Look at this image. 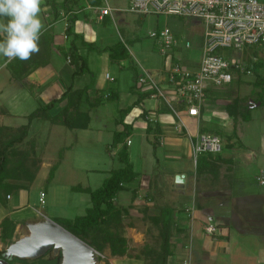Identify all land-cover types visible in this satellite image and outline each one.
Segmentation results:
<instances>
[{
  "label": "rangeland",
  "instance_id": "1",
  "mask_svg": "<svg viewBox=\"0 0 264 264\" xmlns=\"http://www.w3.org/2000/svg\"><path fill=\"white\" fill-rule=\"evenodd\" d=\"M114 1L115 0H103V4L107 3L109 7L114 8ZM116 4L122 9L119 16L125 19V23L118 24V26H132L135 30V36L138 35L143 39L147 38L154 42L156 39L149 38L147 33L149 34V32L153 31L159 33L162 29L167 28L174 38L181 44L188 39L192 42L193 47L198 48L201 45L203 26L200 23H194L190 19L176 16H143L133 14L128 10V0H117ZM118 14L119 13H115L114 11L111 14L112 18L116 20ZM1 21L2 20L0 19V22ZM57 24L58 27H63V22H58ZM112 33L117 41L113 45L120 43V45H122L121 47L125 49L129 57L122 59L127 62L128 67H120V63H111L109 60V66H107V68L110 70L111 74L116 76L119 72L130 71V77L132 78L134 77L135 68L139 71L142 67V69L151 71L155 74L156 70L163 72L166 70L165 72H167L168 68L172 66V60L169 58L163 59L160 56L157 42L156 44H152L153 46L151 45L152 49L150 47L142 48L141 43L138 45L137 42L132 46L130 41L125 37L122 29L120 30V28L118 29L112 26ZM140 47L141 49L139 50ZM254 50L258 57L264 58V46L256 47ZM105 53L106 52L104 51L101 52V56H97L95 52L90 55L89 63H91L92 69H95V65L93 66V59L99 61L105 59V57L107 59L106 54L108 52ZM241 53L245 56H242L244 61L249 62V59H251L250 62L252 61V56H254V54L250 47H246L240 52H238V50H227L223 52V55L227 54L228 57L237 58ZM182 56L183 54L178 57L184 61ZM107 68L103 63V69L105 70ZM91 71L92 72L86 74L84 78L86 79V84L88 86L93 84L94 88L98 75L96 70ZM5 73L6 75L9 73L10 77V72L6 69L0 72V80L4 79L3 75ZM262 73L264 74V70H262ZM4 77L6 76L4 75ZM250 77L251 75L245 76L243 80L249 81ZM124 84L126 85V83ZM125 85L120 84L121 88L119 89V92L125 90ZM11 86L10 84H6L2 89L3 96L0 97V106L6 104L12 93L16 94L15 91L13 92ZM133 87H135L134 84ZM17 90L20 93L22 92V94L24 93L23 97H28L27 94L29 89H26L25 91ZM98 90L97 99H101L99 104L91 108L85 103L81 109L82 111H89V129L69 130L64 126L53 125L48 121L45 122L38 118H34L30 122L29 135L25 141L31 139L36 141L35 154L37 158H39L41 167L36 175L34 183L32 184V189L28 192L17 191L12 193L11 199L7 202L8 206L3 212L4 215H8L17 222L12 243L29 235L27 228V224L29 223L41 222L44 221V219H48L55 224L58 223L64 226V223L62 222L64 219H73L76 216L83 215L85 209L90 206L89 197L85 194L72 192L71 188L80 185L82 187H89L92 190L96 189L101 186L102 182L109 176V171L112 168L116 169L120 166L115 156L117 150L113 146V134L114 131H117L119 128L114 121L119 116L118 111L120 110V103L118 102V99L110 101L100 97L102 95L104 97V95L109 93L110 90V86L106 85L104 82ZM209 91L215 94L214 97L218 99L219 103L222 105L230 104L231 100L235 97L243 98L244 96H248L247 102L245 103L246 105L249 104L250 101L253 102L252 99H258L253 107H249L250 112L248 117L250 120H242V122L239 120L234 122V129L231 126V128H229L230 130L232 129L236 131V136L231 139L235 143V148H232L233 151L237 153V150L240 149L244 152L239 151L237 156L234 157L237 170L234 174V181L236 182L233 181V185L237 183V187L232 188L230 192L227 189L225 190L226 194L230 193L232 196L229 199V207L225 209L218 207L219 210H217V213L219 215L220 212H225L228 217H232V213L237 214V218L234 216V220L237 221L238 228H241L244 231V234L239 236L234 229L235 227L229 223L231 227L230 229L232 230L231 233L235 235L237 243L246 250L247 256L259 258L261 264H264V206L261 202V199H264V186H260L255 179L254 175L258 173L257 171H254V174L249 173L247 171L249 168L245 164L241 165V163H238L236 160L238 155L242 154L246 158L247 163L255 165V169L259 170L264 178V167L260 165L262 163L264 164V94L263 92H260L259 89L253 88L251 84L245 83L238 86L236 81L220 87L210 88ZM144 92L148 91L143 89L140 94H143ZM214 97L210 96L208 99L206 96L202 105L209 108L208 103ZM250 105L252 106L251 103ZM36 108H38V105H34L32 109L35 110ZM55 109H57V106L51 110L52 115L56 113ZM133 110L134 109L132 108L130 113L125 117V120H128V117L130 121L132 120ZM32 111L28 113L26 112V114L25 112H20L18 113L19 116L15 117L0 115V125L2 124L12 127L26 125L28 122L27 116H29ZM131 113L132 115H130ZM207 113L208 112L205 111V115ZM134 114H136V112ZM208 121L211 122V119ZM208 121L205 122L204 119L199 128H203L205 125L209 126ZM174 134H177V136L181 138V136H179L182 135L181 132H174ZM131 138L132 140L134 139L133 130L130 134V141ZM218 138L221 143V151L219 154L222 156L224 152H227L225 149V143L227 140L220 136H218ZM155 140L154 145L152 144V142H154L153 138H151L149 142H144L142 145L143 152L142 155H140L141 157L139 158L138 167L141 170L142 175H144L143 177H138L131 186L138 191H136L137 194L135 195V198L131 199L129 191L124 190L119 195H128V197L125 200H122V198H117L115 200L118 207L121 205L123 207H128L127 216L123 218V236L127 240V254L123 257H112L106 249L102 256L98 257L97 264H142V259H137L136 257H142V249L145 246L154 248L158 247L159 240L157 237V231L149 220L150 217L156 215V212L151 207L153 201H148L144 197V191L147 189L150 179L156 174H158L156 178L157 180L155 179L157 182V188L159 190L161 189L163 197L159 198L156 196L154 197L155 201L167 203L176 211L180 210L183 205H186L185 203H182L183 205H180L181 207L178 206V196L180 194H178L176 191L177 189L172 186V181L174 182L175 179L164 176V170L168 169L164 166V157L162 159L161 153L163 149L167 148V145L164 144L165 142L162 144L161 141L158 140V136ZM114 145L117 146V144ZM20 147L25 148V145L23 144ZM128 147V151L130 152L132 147ZM179 149L185 150L186 144L182 145ZM183 160V162H186L185 159ZM56 162L59 163L57 164L58 167L54 172L53 179L51 181H46L50 167ZM227 167L230 168L229 166H226L225 163H221L219 173L226 172ZM250 167L252 166L250 165ZM190 171L195 173V168H193L192 164L190 166ZM212 172H207V175H209L208 177L202 175L201 177L214 180L212 185L218 184L219 187H221L222 184L224 185L227 182V178L230 177L229 173L226 175L222 174L224 178H220L219 181H217V175L212 174ZM201 182L202 180L199 183ZM24 185L27 186L26 184ZM40 193L44 195L42 203L38 201ZM184 194L189 196L190 192L187 191L184 192ZM213 216H217V214H213ZM190 227L191 226L188 222L183 234L176 236L174 235L175 233L172 234L171 242L173 246L176 245L177 248L178 246L180 247L178 248L180 249L178 253L181 255H176L180 258H176L177 260L174 259L176 262L172 260V264L179 263L180 259L185 257L186 259L183 260H188L189 264H196V260L191 259L189 256L191 253L190 240H192L193 236V230L190 229ZM204 227L205 229H212L211 236L216 233L220 234L219 230L216 229L219 225L216 227L214 224H205L203 228ZM205 229V234L209 235ZM8 246L9 245L0 243V251H6ZM261 251H263L262 254H260ZM58 253L49 250L42 257L50 258L58 255ZM218 258L225 261L227 264L229 263V261H227V256L220 252L217 255V259L206 257L205 264H224L223 261L221 262Z\"/></svg>",
  "mask_w": 264,
  "mask_h": 264
},
{
  "label": "crops",
  "instance_id": "2",
  "mask_svg": "<svg viewBox=\"0 0 264 264\" xmlns=\"http://www.w3.org/2000/svg\"><path fill=\"white\" fill-rule=\"evenodd\" d=\"M56 1L57 3H60L61 0ZM116 2L117 0L113 2L114 8L109 7L107 3L103 4L102 7L108 6L110 9H112V13L114 11L115 13H119L116 16L118 21L117 19L115 20L112 17H106L107 21L104 22L105 18L103 17L102 19H99L98 13L94 11V8L88 6L75 21L73 31L78 36V38L74 41V47L77 51V55L86 60L88 71L84 73V75H72L78 70L79 64L76 61L71 62L69 58H67V53L70 50V45L69 40L65 38L64 34V24L66 21L65 19H61L58 22H63L62 28L57 26L58 22L52 24L55 31L54 45L51 51L50 60L46 66L35 69L20 83L12 80L11 77H9V73L8 75H6V73L4 74L6 77H4L3 75L4 79L0 80V97L3 96L2 89L6 84H10V86L12 85L11 88L13 92L15 91L16 94L12 93L11 97L8 98L6 104H2V106H0V113H2L0 115L15 117L19 116L18 113L20 112H25L26 114V112L28 113L32 111L34 105H38L39 107L45 104H49L51 101L59 99L60 95L63 93L67 86L72 85L74 89H78L87 85L84 76L86 74H90V72H92L91 70H96L98 78L95 82V88L100 89L104 82L106 85L110 86V90L112 89V91L117 92L118 102L120 103V110L126 109L128 107H132L134 109L132 120L130 121L128 117L126 123L132 126L134 137L133 140L131 138L132 142L130 141L129 145L130 147H132L131 151L129 152V160L133 165L134 171L139 175V177H143L144 175H142L141 170L138 167L139 158L141 157L140 155H142L143 152L142 145L144 144V142H149L151 138L156 139L158 136V140H160L162 144L165 142L164 144L167 145V148L163 149L161 153L162 159L164 157V166L168 169L164 170V176L173 178L176 181H172V186L176 188V191L178 192V194H180L178 196V206L181 207L180 205H183L182 203L186 204L183 205L180 209H183L187 214L185 213V215H179V220L180 224H182L184 227H186L189 222V225L191 226L190 229L193 230L192 240H190V258L196 260V264H205L206 257L217 259V255L222 252L227 256V261H229L228 264H261L259 258H252L250 256H247L246 250L239 243H237V241L235 240V235L231 233L232 230L230 229V224L235 227L234 229L237 231L239 236L244 234V231L241 228H238L237 221L234 220L235 217L237 218V214L232 213V217L230 216V218L224 211V213L220 212L219 215L217 213V210H219V208L225 209L229 207V199L232 196L230 193L226 194L225 190L227 189L230 192L232 188L237 187V183L233 185V181L235 180L234 174L237 170L234 157L237 156V153H239V151H244L239 149L237 150V153H235L233 149L225 148L227 152H224L221 158L226 162L225 165L230 167V171L228 172L230 174V177L227 178V182L224 185L222 184L221 187H219L218 184L212 185L214 183V180L201 177V175L208 177L209 175H207V172H212L211 169L205 170L204 174L201 175L196 173V169L195 173L190 171L191 164L193 168H196V159H194L193 157L192 146L193 144H195L198 136L215 132L217 137L219 135L224 138L225 135L230 134L231 130L229 128L232 127V121L226 114L225 107L227 106V104L222 105L221 103H219L218 99L214 97L215 94H213L212 92L211 96H213L214 98H212L208 103L209 108L205 107V105H202L200 114L197 118L188 117L186 112L182 110L174 94L171 92V90H168V84L165 80L166 70L164 72L156 70L155 74H153L151 71H147L145 69H142L141 67L139 71L137 68L134 69L135 73L134 77L132 78L130 77V71H123L122 73L119 72L115 76L111 74L110 70L107 68V66H109L108 62L110 60L107 51H104L107 53H105L107 59L106 57L105 59L100 61L93 59V66L95 65V69H92L91 63H89L90 55L95 52L97 56H101V52H103L101 51L102 49L110 47L115 42H117L112 33V26L118 29L120 28V30L122 29L125 37L130 41L132 46L135 44V42H137L138 45H140L141 43L142 48L150 47L152 49V44H156L157 42L159 48V43L157 40L152 42L147 38L143 39L138 35L135 36V30L132 26H118V24H124L125 19L119 16L122 9L116 4ZM42 8H44V11L41 14L42 20L45 28L47 29L51 26L52 23V13L50 12L49 6L42 5ZM147 35L149 38H151L150 34L147 33ZM86 44H91V46L88 48L86 47ZM199 48L200 46L198 48L192 46L189 51L180 48L177 50L174 49L171 54V57L174 58L172 60L174 61L175 58L182 54V58L184 59H188V57L191 56H196L198 55ZM140 49L141 47L139 48V50ZM160 56L163 59L167 58L161 54ZM0 57V72H2L6 70V64L9 59L3 56ZM103 63L107 68L105 70L103 69ZM119 63L120 67H128L126 61L121 60L118 62V64ZM143 71H146L153 78L155 83H157L159 89L168 99V102L163 101L160 98L151 99L146 97L139 105L133 107V104L137 101L138 96L142 91L137 88V79L142 75ZM106 75H108V78H106ZM124 83H126V85ZM120 84L125 85V90H121L119 92V89L121 88ZM133 84L135 87H133ZM17 89H19V91H25L26 89H29V92L27 94L28 97H23L24 93L22 94V92H18ZM63 107L64 102L60 103L55 111H60ZM205 111L208 112L206 115ZM135 112L136 114H134ZM130 115H132V113ZM204 119L205 122L211 119V122L208 121L209 126L205 125L203 128H199L201 122H203ZM148 124H150L151 126V132L147 134L146 128ZM1 126L7 125L1 124ZM226 128H228L229 130ZM174 132H181L182 135H179L181 136V138L178 137L177 134H174ZM184 144H186V149L180 150L179 148H181ZM183 159H185L186 162H183ZM236 160L238 163H241V165L245 164L249 168L247 170L249 173L254 174V171H257V175H254L255 179L260 186H264V178L262 177V173L259 170L255 169V165L247 163L246 158L242 154H239ZM250 165L252 167H250ZM260 165L264 167L263 163ZM212 169L216 171V179H218L217 181H219L220 178H224L222 174H227V172L225 171L219 173V169L217 168ZM201 180L202 182L199 183ZM261 181L263 182V184H261ZM32 184L29 190L32 189ZM187 191L190 192L189 196L187 194H184V192ZM20 192L23 191L21 190ZM119 194L117 198H122V200H125L128 197V195L120 196ZM261 202L264 206V199H261ZM213 214H217V216H213ZM205 224H214L216 227L217 225H219V227H217L216 229L219 230L220 234L216 233L212 236L205 234V227L203 228ZM178 248L180 247L178 246ZM178 248L176 245L173 246V256L171 258V261L176 258H180L179 256L181 255H179L178 253L180 249ZM262 253L263 251L260 252V254ZM183 259H186V257L181 258L179 263L177 262V264H181V261ZM220 261L222 262L223 260L220 259ZM223 263L227 264L225 263V261H223Z\"/></svg>",
  "mask_w": 264,
  "mask_h": 264
},
{
  "label": "trees",
  "instance_id": "3",
  "mask_svg": "<svg viewBox=\"0 0 264 264\" xmlns=\"http://www.w3.org/2000/svg\"><path fill=\"white\" fill-rule=\"evenodd\" d=\"M44 6L50 7V12L52 13L51 26L44 31L41 37L39 54H34L27 61H21L17 58L7 62L6 69L10 72V77L14 81L22 82L35 69L48 64L54 45L55 31L52 24L61 19L66 21L64 34L70 45L67 58L71 62L76 61L79 64L78 70L72 75L80 76L88 71L86 60L77 55L74 47V41L78 36L74 33L73 28L78 16L84 12L87 6L102 8L103 0H61L60 3H57L56 0H44ZM106 17L110 16H104V22L107 21ZM0 19L3 22L7 21V17H0ZM90 46L91 44H86V47L89 48ZM121 46L120 43H116V45L106 47L101 51H107L110 62L117 63L129 57ZM253 54L255 57L257 56V53L254 52ZM262 70H264V58H259L252 65V75L249 81H244L245 76L237 74V77L232 82L236 81L238 86L245 83L251 84L253 88L259 89L264 94V74ZM98 92V89L93 88V84L85 85L78 89H74L72 85L67 86L59 99L36 108L27 116L28 122L26 125L17 128L0 125V243L10 245L17 226L16 221L3 213L8 206L7 202L11 199L12 193L21 190L28 192L40 169V161L35 154L36 141L34 139L25 141L29 135L30 122L34 118H38L53 125L64 126L69 130H86L90 120L89 111L86 112L81 109L85 103L91 108L97 106L101 100L97 99ZM206 93L208 97L211 96L210 91ZM147 96L148 94H140L133 107L139 105ZM100 97L113 101L118 99V94L111 89L104 97L103 95ZM247 99L248 96L243 98L235 97L225 107L226 114L232 121L233 129L235 126L234 122L250 120L248 114L251 105L245 104ZM252 100V105H254L258 99ZM62 102H64V107L52 115L51 110ZM131 110L132 107L119 110V116L114 121L119 126L118 130L114 131L113 134V146L117 150L115 156L120 166L116 169L112 168L109 171V176L96 189L92 190L89 187L80 185L72 187V192L88 195L90 206L85 209L83 215L76 216L73 219H64L62 221L64 226L57 223L65 231L100 255L107 249L110 256L123 257L128 251L127 240L123 236V218L127 216L128 207L116 206L115 200L118 194L124 190L129 191L131 199L135 198L138 192L137 189L131 187L139 175L134 171L133 165L129 160V151L126 145V140L130 137L133 129L130 124L126 123L125 117ZM149 132H151L150 124L146 128V133L148 134ZM235 132L231 129L230 134L224 136L227 140L225 148H235V143L231 140L232 137L236 136ZM211 134L217 136L215 132H211ZM153 140L152 144L154 145L156 140ZM23 144L25 148L20 147ZM114 144H117V146ZM58 163L56 162L50 167L46 181L53 179ZM221 163L224 164L226 162L219 153H200L196 158V173L201 175L204 174L205 170L211 169L213 174L216 175V171L212 168L220 169ZM229 171L230 168L227 167L226 172L228 173ZM157 176L158 174L150 179L149 185L144 191V197L148 201H153L151 207L156 212V215L150 217L149 220L157 231L159 243L157 248L145 246L141 251L142 257L136 256L137 259H142V264H172V234L175 233L174 235L176 236L183 234L185 231V227L180 224L179 215H185L186 212L183 209L176 211L167 203L155 201L154 197H163L161 189L157 188ZM0 260L5 261L6 264H60L61 254L58 253V255L50 258L41 257L35 260H25L16 257L7 260L5 251H0Z\"/></svg>",
  "mask_w": 264,
  "mask_h": 264
},
{
  "label": "built area",
  "instance_id": "4",
  "mask_svg": "<svg viewBox=\"0 0 264 264\" xmlns=\"http://www.w3.org/2000/svg\"><path fill=\"white\" fill-rule=\"evenodd\" d=\"M129 11L141 15H165L190 19L203 26L201 45L198 55L188 57L184 61L177 57L173 61L171 52L174 49L189 51L192 42L188 39L181 44L171 32L164 28L159 33L150 32V37L159 43V52L173 61L165 74L168 90L174 94L178 103L188 117L197 118L210 88L230 84L237 74L252 75L251 68L260 58L252 56V61L223 55L227 50L240 52L246 47L264 46V1L259 0H128ZM98 18L112 17V9L108 6L94 8ZM66 29V25H64ZM66 38V36H65ZM229 52V51H228ZM256 53V52H255ZM183 61V62H182ZM108 78V75H106ZM137 88L145 89L148 98H160L168 102L157 83L146 72L137 79ZM141 91V92H142ZM168 104V103H167ZM130 145V140H126ZM221 151L220 139L212 134L197 137L192 146L194 159L200 153L217 154ZM261 184H263L261 182ZM44 195L39 194L38 201L43 202ZM211 235L212 229L206 228ZM98 257H101L97 253ZM181 264H189L183 260Z\"/></svg>",
  "mask_w": 264,
  "mask_h": 264
},
{
  "label": "clouds",
  "instance_id": "5",
  "mask_svg": "<svg viewBox=\"0 0 264 264\" xmlns=\"http://www.w3.org/2000/svg\"><path fill=\"white\" fill-rule=\"evenodd\" d=\"M44 0H0V56L27 61L40 52L46 30L42 20Z\"/></svg>",
  "mask_w": 264,
  "mask_h": 264
},
{
  "label": "water",
  "instance_id": "6",
  "mask_svg": "<svg viewBox=\"0 0 264 264\" xmlns=\"http://www.w3.org/2000/svg\"><path fill=\"white\" fill-rule=\"evenodd\" d=\"M250 103L253 102L250 101ZM27 228L29 235L11 243L6 249L5 258L7 260L12 257L35 260L52 250L54 253L61 254L60 264L98 263V255L95 250L48 219L29 223ZM0 264L6 263L0 260Z\"/></svg>",
  "mask_w": 264,
  "mask_h": 264
},
{
  "label": "bare ground",
  "instance_id": "7",
  "mask_svg": "<svg viewBox=\"0 0 264 264\" xmlns=\"http://www.w3.org/2000/svg\"><path fill=\"white\" fill-rule=\"evenodd\" d=\"M197 157V156H196ZM196 163V162H195Z\"/></svg>",
  "mask_w": 264,
  "mask_h": 264
}]
</instances>
